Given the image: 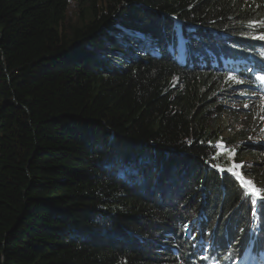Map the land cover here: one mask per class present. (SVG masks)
<instances>
[{
  "label": "trees",
  "instance_id": "obj_1",
  "mask_svg": "<svg viewBox=\"0 0 264 264\" xmlns=\"http://www.w3.org/2000/svg\"><path fill=\"white\" fill-rule=\"evenodd\" d=\"M262 33L264 0H0V264L264 255V204L220 170L264 197V141L222 135L249 75L221 70Z\"/></svg>",
  "mask_w": 264,
  "mask_h": 264
},
{
  "label": "rangeland",
  "instance_id": "obj_2",
  "mask_svg": "<svg viewBox=\"0 0 264 264\" xmlns=\"http://www.w3.org/2000/svg\"><path fill=\"white\" fill-rule=\"evenodd\" d=\"M75 7L73 3L70 6L68 12V17L72 19L75 18L74 14ZM241 91L240 87L231 89L227 91L223 97L227 102L223 103L227 109L223 114V120L227 122L228 128L223 132V136L229 134V131H241L242 133H247L248 135L245 140H255L260 141L264 139V99L261 101V105L249 104L245 107V99H239L236 94ZM224 121L222 124H224ZM259 128V130L250 129L252 126ZM243 181V180H242ZM245 181V180H244ZM246 187L248 184L243 183Z\"/></svg>",
  "mask_w": 264,
  "mask_h": 264
},
{
  "label": "snow or ice",
  "instance_id": "obj_3",
  "mask_svg": "<svg viewBox=\"0 0 264 264\" xmlns=\"http://www.w3.org/2000/svg\"><path fill=\"white\" fill-rule=\"evenodd\" d=\"M253 24L257 23L255 21L251 22ZM259 39H264V33H262L259 37H257ZM229 79H235L234 77H229ZM236 82H242V81H236ZM245 107H247V105H245ZM220 143V142H218ZM216 167H219V166H216ZM240 165H236V164H233L232 167L228 168V169H220L221 171H228L230 173H232L233 175H236V176H240V173L238 171H236V169H239ZM242 179V178H241ZM246 184L248 185H251L252 182L251 181H245ZM250 193H254L256 195L252 196V199H253V204H264V197H260L258 195L259 193V190L258 189H255L254 187L253 188H250Z\"/></svg>",
  "mask_w": 264,
  "mask_h": 264
},
{
  "label": "bare ground",
  "instance_id": "obj_4",
  "mask_svg": "<svg viewBox=\"0 0 264 264\" xmlns=\"http://www.w3.org/2000/svg\"><path fill=\"white\" fill-rule=\"evenodd\" d=\"M180 55V54H179ZM250 95V94H249Z\"/></svg>",
  "mask_w": 264,
  "mask_h": 264
}]
</instances>
